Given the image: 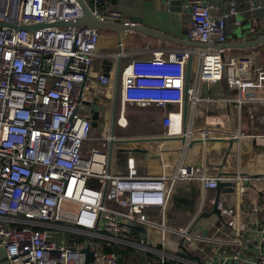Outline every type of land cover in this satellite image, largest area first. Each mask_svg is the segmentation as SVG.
Instances as JSON below:
<instances>
[{
	"label": "built area",
	"instance_id": "2783aa9c",
	"mask_svg": "<svg viewBox=\"0 0 264 264\" xmlns=\"http://www.w3.org/2000/svg\"><path fill=\"white\" fill-rule=\"evenodd\" d=\"M185 6L191 15L189 40L228 41L224 29L226 17L235 12L233 5L218 15L208 0H186ZM93 12L101 20L124 21L117 9ZM80 15L77 0H0V21L16 26ZM98 38L95 29L0 25V264H85L87 246L94 264H119L117 252L102 249L123 245L139 251L129 264H179L178 255L149 244L145 236L136 237L131 227L157 224L166 229L163 220L154 222L145 210L157 207L163 218L177 179L198 181L203 188L219 186L220 177L197 175L187 163H180L172 176L139 175L132 160L119 171L109 165L106 143L91 145L88 157L83 156L92 121L90 115L78 113V106ZM193 51L187 47L165 54L153 49L150 57L132 58L119 69L122 102L180 107ZM112 56L120 59L121 48ZM201 58L198 81H220L225 70L227 85L238 91L240 107L264 104V67L253 53L216 48L202 51ZM96 77L101 84L111 79L104 73ZM188 99H194L190 85ZM175 118L170 112L163 116L165 135L172 134ZM259 137L264 139V134ZM216 206L220 209L221 202ZM202 209L200 204L186 224L168 229L191 245L209 240L195 229ZM228 223L237 236L229 241L236 247L233 252L190 264H264L258 246L251 258L241 256L240 249L250 240L241 237L234 218ZM163 238L160 244L165 246Z\"/></svg>",
	"mask_w": 264,
	"mask_h": 264
},
{
	"label": "crops",
	"instance_id": "0c3cea01",
	"mask_svg": "<svg viewBox=\"0 0 264 264\" xmlns=\"http://www.w3.org/2000/svg\"><path fill=\"white\" fill-rule=\"evenodd\" d=\"M208 1L213 6L214 15L225 13L231 5L234 7L235 12L230 14L231 26L228 32L225 23L227 43L241 37L251 40L264 34V0ZM185 4L186 0L181 10L175 12L169 0L96 2L101 10H119L124 21L138 17L149 27L177 38L188 39L186 29L191 15ZM98 35L95 56L84 82V104L87 110L90 109L88 114L93 128L88 146L106 143L104 147L109 165L119 171H124L128 161L132 160L139 175L172 176L180 163H187L196 168L197 175L218 176L220 182L224 183L215 188H203L198 181L175 180L171 185L163 218L157 207L145 210L154 222L159 224L163 220L166 229L163 230L157 224L143 226V230L133 229L136 237L145 236L149 244L175 253L180 257L179 264H190L191 260L203 261L205 258L216 260L231 254L236 248L231 243L237 238L234 226L228 223V220L234 218L241 237L250 240L245 248L240 246L241 256L251 258L256 246L264 251V139L259 137L264 134V104L240 107L235 88L221 80L198 81L196 77L202 51L216 47H196L189 82L194 90V99H188L186 141L183 143L178 138L183 134L182 105L179 107L170 103L163 108L152 103H123L120 97V77L117 86L115 78L118 69L132 58L150 57L153 49H163L167 54L171 50L188 46L131 30L123 31L118 38L110 30H99ZM118 47L121 48L122 56L115 59L112 52L118 50ZM223 49L234 54L253 53L257 64L264 67V41L255 46H229ZM99 73L109 75V83L101 84L96 77ZM167 112L174 114L177 122V126L173 124L170 135L164 134L166 127L162 121ZM108 135L111 138L106 140ZM188 140L194 142L188 145ZM216 199L221 202L220 209L214 207ZM200 204H203V215L195 223V229L209 240L199 239L191 245L183 238L175 237L168 228L186 224ZM224 209H231L232 212L227 214ZM162 238L165 246L160 244ZM126 247L131 250L128 251ZM119 248L122 251L125 249L130 256L132 249L135 250L137 254L133 252L130 261L139 256V251L131 245Z\"/></svg>",
	"mask_w": 264,
	"mask_h": 264
},
{
	"label": "water",
	"instance_id": "95a60500",
	"mask_svg": "<svg viewBox=\"0 0 264 264\" xmlns=\"http://www.w3.org/2000/svg\"><path fill=\"white\" fill-rule=\"evenodd\" d=\"M80 7H81V15L77 17H73L70 19H63V20H57L51 23H44V22H38V23H32V24H21L16 26L12 23H5L0 21V25H6L12 28H19V29H25L30 30L35 27H43V26H55L62 30H78V29H95V30H110L116 33L117 38L120 36V34L123 31H134V32H140L146 36L153 37L156 39H165L167 41H171L177 44H183L190 48L195 49L196 47L199 48H205L208 46H215L216 48H225L229 46L233 47H249V46H255L262 41H264V34L259 35L256 38H252L251 40L237 38L233 42H222V43H205V42H199V41H193L189 39H183V38H177L169 33L163 32L159 29L149 27L141 22V19L138 17H131L128 21H114V20H101L97 17V15L93 12L94 9H96L97 12L101 11V8L94 4L93 2H87L85 0H77ZM184 0H169V4L173 6L172 10L175 12H179L182 8ZM227 11V8H226ZM224 34L226 36V30L224 29ZM192 58L193 53L191 52L187 59L186 64V71H185V80H184V99L182 104V116H183V134L178 136V138L184 143L186 141V113H187V104H188V87L189 82L191 78V64H192ZM119 69L116 74V86L119 81ZM221 81L227 85L226 80V73L225 70L223 72V76ZM117 90V88H116ZM166 138H172L170 136H167ZM165 139V138H164ZM125 140V139H124ZM113 142V140H111ZM194 142V140H188V145H191ZM224 184V183H223ZM221 182L219 183L220 186L223 185ZM219 187V186H218ZM217 205V199L215 201L214 207ZM203 214H200V217ZM132 229H140L143 230V226H132ZM84 251L86 252V260L85 264H94V254L93 251L89 249V247H85Z\"/></svg>",
	"mask_w": 264,
	"mask_h": 264
},
{
	"label": "rangeland",
	"instance_id": "374dc122",
	"mask_svg": "<svg viewBox=\"0 0 264 264\" xmlns=\"http://www.w3.org/2000/svg\"><path fill=\"white\" fill-rule=\"evenodd\" d=\"M229 20H230V15L226 17V22H227L226 28H227V32L229 31L230 26H231L229 24ZM89 112H90V109L88 108V110H87V107L84 104V99H81V102L79 103V106H78V113L85 116V115H90V114H88ZM95 123H97V121ZM95 123H94V125H96ZM99 133H101V132H99ZM90 134H93V128H92V132ZM90 142H91L90 140H85L84 141V144H83V147H84V154H83V156L84 157H88V148H89L88 145L90 144Z\"/></svg>",
	"mask_w": 264,
	"mask_h": 264
},
{
	"label": "trees",
	"instance_id": "16d2710c",
	"mask_svg": "<svg viewBox=\"0 0 264 264\" xmlns=\"http://www.w3.org/2000/svg\"><path fill=\"white\" fill-rule=\"evenodd\" d=\"M133 232L135 233L136 231L133 230ZM126 248L128 251L131 250V248H128V247H126ZM102 250L103 251H115V252H117L118 256H120L119 264H129L130 257L132 256V253L134 252L135 254H137L134 249H132V251H131V256L126 254L125 249H124V251H122L121 248L104 247Z\"/></svg>",
	"mask_w": 264,
	"mask_h": 264
},
{
	"label": "bare ground",
	"instance_id": "6f19581e",
	"mask_svg": "<svg viewBox=\"0 0 264 264\" xmlns=\"http://www.w3.org/2000/svg\"><path fill=\"white\" fill-rule=\"evenodd\" d=\"M100 40V39H99ZM179 124V123H178ZM176 126H177V122H176ZM176 128V127H175ZM174 129V128H173ZM175 130V129H174Z\"/></svg>",
	"mask_w": 264,
	"mask_h": 264
}]
</instances>
